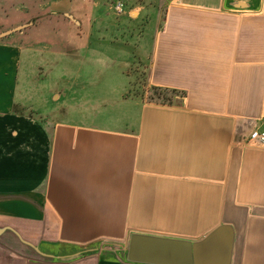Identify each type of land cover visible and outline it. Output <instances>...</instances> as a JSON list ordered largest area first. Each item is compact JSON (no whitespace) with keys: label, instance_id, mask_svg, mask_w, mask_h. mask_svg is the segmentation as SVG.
<instances>
[{"label":"crops","instance_id":"crops-1","mask_svg":"<svg viewBox=\"0 0 264 264\" xmlns=\"http://www.w3.org/2000/svg\"><path fill=\"white\" fill-rule=\"evenodd\" d=\"M103 3L0 0V34L29 24L0 37V264H146L102 250L223 224L231 264H264V148L247 143L264 126V0ZM161 13L141 73L125 44Z\"/></svg>","mask_w":264,"mask_h":264},{"label":"water","instance_id":"water-1","mask_svg":"<svg viewBox=\"0 0 264 264\" xmlns=\"http://www.w3.org/2000/svg\"><path fill=\"white\" fill-rule=\"evenodd\" d=\"M76 20L71 14H69ZM21 25L0 34L6 37L25 29ZM234 229L223 224L205 238L190 240L148 234H133L126 248L128 259L146 264H231L234 245Z\"/></svg>","mask_w":264,"mask_h":264},{"label":"rangeland","instance_id":"rangeland-1","mask_svg":"<svg viewBox=\"0 0 264 264\" xmlns=\"http://www.w3.org/2000/svg\"><path fill=\"white\" fill-rule=\"evenodd\" d=\"M101 1L104 2L103 3L104 6L108 5V0H101ZM117 1L118 0H113L112 5H114ZM123 1L125 3H128L130 0H123ZM149 1L150 0H138V2L142 5H145ZM111 19L116 21L117 17L113 16ZM107 20H108V16H107ZM162 20H163V14L161 13L160 16H158L156 18L151 17L148 20V22L145 23V26L139 22V26L134 27V31H135L134 39L128 38V44H125L129 48L127 50L128 53L133 54L132 63L134 65V68L139 69L141 71V73H143V70L148 71V69L150 67L151 57H152V48H153V44H154V36L156 34V31H157L159 25L162 23ZM142 29H144V34H143ZM107 37H108V34H107ZM107 40H108V38H107ZM136 40H137V42H136ZM137 43H139V46ZM135 69L131 73V76H132L131 82L132 83L137 82V80L140 78V75L136 72ZM133 90H135V88ZM153 101L168 103L164 100H159V99L153 100ZM118 247L119 246L108 244V250H104V251L102 250V253L108 254V258L109 257L112 258L114 256H118L121 259L128 258L127 252L124 250L122 251ZM98 252L99 251H97L96 253H98ZM55 259H56V261H59V262L72 261V260H69L70 258H67V257L64 258L61 256H57Z\"/></svg>","mask_w":264,"mask_h":264},{"label":"built area","instance_id":"built-area-1","mask_svg":"<svg viewBox=\"0 0 264 264\" xmlns=\"http://www.w3.org/2000/svg\"><path fill=\"white\" fill-rule=\"evenodd\" d=\"M113 9L117 14H122L126 10V3L123 0H118L114 5ZM249 145L263 147L264 148V126L254 129L247 140Z\"/></svg>","mask_w":264,"mask_h":264},{"label":"trees","instance_id":"trees-1","mask_svg":"<svg viewBox=\"0 0 264 264\" xmlns=\"http://www.w3.org/2000/svg\"><path fill=\"white\" fill-rule=\"evenodd\" d=\"M175 91H169V90H165V89H161V88H154L153 89V93L151 95V100H164L168 103H170L172 100V96L175 94ZM172 94V95H171ZM163 103V102H160Z\"/></svg>","mask_w":264,"mask_h":264}]
</instances>
